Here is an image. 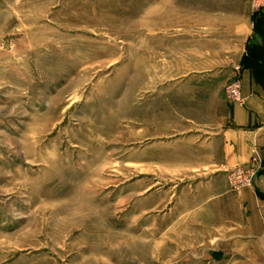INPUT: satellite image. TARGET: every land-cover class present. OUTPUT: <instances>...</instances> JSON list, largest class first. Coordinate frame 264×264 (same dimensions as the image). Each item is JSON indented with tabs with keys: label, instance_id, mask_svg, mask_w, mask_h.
<instances>
[{
	"label": "rangeland",
	"instance_id": "obj_1",
	"mask_svg": "<svg viewBox=\"0 0 264 264\" xmlns=\"http://www.w3.org/2000/svg\"><path fill=\"white\" fill-rule=\"evenodd\" d=\"M244 64L264 73V0H0V264L249 262L239 233L194 237L172 214L198 175L171 156L223 119L179 109L240 104ZM257 156L225 171L232 190Z\"/></svg>",
	"mask_w": 264,
	"mask_h": 264
},
{
	"label": "crops",
	"instance_id": "obj_2",
	"mask_svg": "<svg viewBox=\"0 0 264 264\" xmlns=\"http://www.w3.org/2000/svg\"><path fill=\"white\" fill-rule=\"evenodd\" d=\"M219 60L220 57L215 56L213 64L217 62L220 64ZM221 65L228 71L225 68L226 60ZM206 66L209 67L208 64ZM193 69L201 70L195 66ZM233 73L236 74L235 71ZM210 76L202 75V79H207L208 82ZM228 76L233 77L232 74ZM216 77L224 79L220 73ZM239 77L245 99L243 104L228 106L223 99L225 107L216 109L214 97L211 100L213 108L209 106L210 103H195L189 99L179 109L187 110L191 116L211 109L218 110L222 113L223 119L222 124L213 131L188 126L190 128L185 131L187 133L185 153L178 152L171 156L174 160L172 162L177 166L187 167L194 175L200 176L188 179L185 190L179 196V193L176 194L172 214L174 221L186 224L188 232H192L194 237L206 238L210 226L218 229L221 224L224 225V229L229 228L230 232L239 233L234 237L241 238L242 242L245 239L246 242L240 246L238 242L235 243V254L250 258L249 262L243 264H264V73L257 75L244 65L239 70ZM226 81L222 80L223 86ZM200 92L215 96L222 92V86L219 82L218 85L196 87L195 93ZM185 105L193 107L183 109ZM188 120L190 122L195 119L190 117ZM254 151H258L263 166L254 187L232 190L228 186L225 171L249 162ZM164 156L162 159H165ZM243 246H246V251L243 250ZM218 253L220 257L226 255L225 252Z\"/></svg>",
	"mask_w": 264,
	"mask_h": 264
},
{
	"label": "built area",
	"instance_id": "obj_3",
	"mask_svg": "<svg viewBox=\"0 0 264 264\" xmlns=\"http://www.w3.org/2000/svg\"><path fill=\"white\" fill-rule=\"evenodd\" d=\"M226 93H227V97L231 100V102L240 103V104L244 103V99L241 96V84L239 81L232 82L227 87ZM253 163H256V165L254 164L253 166L251 164L249 169H237L234 172L233 178L231 177V185L234 188H239V186H242L241 182L243 181V177L246 176V174L250 175L251 173H254L253 171L255 169L254 167L259 166L261 164L260 158L258 156L254 157ZM245 178H246V182L250 184L251 179H249L248 176H246Z\"/></svg>",
	"mask_w": 264,
	"mask_h": 264
},
{
	"label": "trees",
	"instance_id": "obj_4",
	"mask_svg": "<svg viewBox=\"0 0 264 264\" xmlns=\"http://www.w3.org/2000/svg\"><path fill=\"white\" fill-rule=\"evenodd\" d=\"M258 57H259V55H257ZM261 56V55H260ZM245 62V61H244ZM258 62H259V60H258ZM246 67H248V68H251L253 71H254V69H253V66H249L248 64H244Z\"/></svg>",
	"mask_w": 264,
	"mask_h": 264
}]
</instances>
